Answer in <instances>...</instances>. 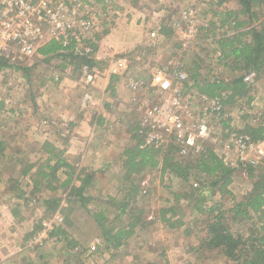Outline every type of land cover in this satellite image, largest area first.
Listing matches in <instances>:
<instances>
[{
	"label": "rangeland",
	"instance_id": "rangeland-1",
	"mask_svg": "<svg viewBox=\"0 0 264 264\" xmlns=\"http://www.w3.org/2000/svg\"><path fill=\"white\" fill-rule=\"evenodd\" d=\"M108 1L111 11L105 19H100L104 22L103 29L104 27L107 29V24H110V15L118 14L116 7L122 10L130 7L135 10L134 15L137 16L135 20L148 17L143 13L163 10L164 15H159L160 21L164 19L170 24L172 22L173 25L181 26L182 29L178 30L180 34L178 41H166L160 48H155L152 52L156 54L154 60L146 59V62L141 63L143 68L144 66L171 67L179 64L189 69L198 65L201 79L230 80L233 77L231 70L226 69L225 63L219 60L221 52L216 41L225 33L226 28L224 25L221 30L218 29L223 18L214 14L221 10L216 7L211 8L212 4L215 5L212 3L215 0H206V2L194 0V3H189L190 0L187 2L184 0ZM188 4H191L193 9L187 8ZM229 4V8H233V0ZM189 9L194 11L199 32L190 39V48L184 52L182 33L185 32L184 28L187 24L184 12ZM53 58L55 59L44 58L24 63L19 65L23 67L22 70L8 69L0 74V103H4L2 110L0 109V141L4 142V153L9 157L20 158L22 163L18 165L15 159L9 161L0 155V201L5 200L11 209L18 206L19 221L28 219V225L22 228V234L27 235V239L22 243L23 246L21 245L22 251L14 257V264H233L218 250L207 249L206 246L203 248V244L208 237L207 224L221 212L225 213V210H227L226 220L234 231L245 236L251 233L249 228L253 222H257V217L253 214L251 220L245 218L233 220V213L230 212L236 203L247 197L255 188L259 177L256 174L251 176L250 171L246 175L240 172L234 173L233 181L227 189L228 193L216 187L211 192L194 198L193 190L197 189L194 183H200V179L196 178L195 174L188 181H183L169 173L163 176L159 169L149 170L142 177L134 176L132 182L137 187V191L132 199L131 209H128L130 213L120 218H117L120 214L119 207L127 200L126 194L132 188L129 182L122 181V170H110L98 177L96 189L95 186H91L86 191V197L91 200L84 206L69 196L70 187L64 189L59 187L52 192L43 186L41 193L29 195L32 190L31 181L28 177L19 176L21 168L27 161L38 162L43 155L40 153V148L47 137L45 133L51 123L48 113L45 112V103L51 92L55 91L52 89V83L54 88L60 83L53 73L65 70L60 63L62 60ZM256 73L255 86H251L248 93L252 98L251 103L248 105V99H242L230 106L228 116H225V122L229 121L237 131L243 130L246 124L259 125L264 121V70ZM255 100L259 101L261 113L255 112L252 107ZM141 116V110H134L130 114L132 124L129 122L130 126H126L123 133L127 131L133 135L134 127ZM109 164L113 166L112 163ZM11 176L19 177L22 188L27 192L21 200L8 199L10 195L6 192L4 182ZM59 177L61 181L66 179L65 173L62 172L59 173ZM75 184L79 185L78 182ZM175 194L181 196L179 201H175ZM51 198L61 200L58 211L53 214L47 212V201ZM200 203L205 211L208 210L207 208L209 210L212 208L214 212L198 213L196 206ZM171 206L175 207V216L167 214L166 218L171 220V223H175L176 227L169 226V223L161 219L162 210ZM101 211L107 212L108 224L112 227H124L134 218L133 216L137 215L142 216L146 226L142 229L138 227L130 243H126L125 247L109 249L103 243L94 217ZM15 225L13 228L19 231ZM56 226L67 229L70 238L78 242V247L67 249L66 243L49 239V232Z\"/></svg>",
	"mask_w": 264,
	"mask_h": 264
},
{
	"label": "trees",
	"instance_id": "trees-1",
	"mask_svg": "<svg viewBox=\"0 0 264 264\" xmlns=\"http://www.w3.org/2000/svg\"><path fill=\"white\" fill-rule=\"evenodd\" d=\"M93 2H100L92 0ZM231 0H218V7ZM240 5V9H225V11L215 12V16H221V30L225 25V33L217 38V45L221 52L220 62H224L225 68L230 69L232 78L230 80H204L201 79L200 68L195 65L193 68L185 69L189 73L191 84L198 87L203 93L211 97H220L225 106L230 107L242 99H248V105L252 98L248 96L250 88L244 82V75L251 71L260 72L264 70V0H236ZM244 18L240 20V18ZM215 28V26H214ZM216 29V28H215ZM233 29V30H232ZM232 30V31H231ZM235 31L234 33H231ZM106 33V32H105ZM161 34L167 38L174 35L171 27H163ZM217 35V34H216ZM58 42L52 41L41 48L40 53L46 58L57 57L63 61L66 67L73 66L76 72L81 71L83 65L94 67L95 60L85 56L75 55L71 49L67 48L66 53H60L64 50ZM65 68V67H64ZM14 69L22 70V66H15L0 57V74L4 70ZM29 71V70H27ZM249 116L246 117L248 119ZM139 120L134 127L132 138L135 143L127 147L123 151L125 161L123 164L122 181L129 182L132 186L126 194L125 200L119 207L120 214L117 218L123 217L130 213L131 202L137 187L133 185L134 176L142 177L149 170H161L163 176L170 174L173 177L188 181L194 174L200 179L202 185L193 190L194 198L199 195L211 192L212 189L218 187L224 189L228 193V187L233 181V169L227 167L223 160L218 157L212 150L201 154L196 159L187 160L186 162L178 161L169 153H161L153 147L141 146L144 143L143 137L138 133ZM224 133L226 136L231 135H247L253 141H261L264 139V121L259 125L246 124L241 131H237L229 121L223 122ZM4 142L0 141V155L3 159L12 161L20 165V158L9 157L4 153ZM42 157L38 162L27 161L21 168L19 176L30 178L32 190L29 195L41 193L43 186L52 192L59 187L64 189L70 187L69 196L72 200L84 206L90 202L91 198L86 197V191L93 186L94 174L87 172L85 169H78L74 166L66 156V150L56 147L50 141H44L40 148ZM65 173L66 179L60 180L59 173ZM253 169H250V175L253 176ZM255 188L243 200L236 203L230 210L233 213V220L245 218L251 220V215L257 217V222L249 228L251 232L248 236L236 232L227 222V210L221 212L215 219L207 224L208 237L205 238L203 244L207 249H215L223 255L229 262L233 264H264V177L258 176ZM208 180L207 182L202 181ZM19 177L11 176L6 180V192L9 194L11 201L21 200L27 195L22 188ZM79 183L76 185L75 183ZM59 185L56 186V184ZM17 193V194H13ZM181 196L175 194V201H179ZM60 199L51 198L47 201V212L52 214L58 211L60 207ZM202 203V201H201ZM196 206L198 213H213L214 209L207 208L205 211L202 204ZM18 206L11 209L13 216L18 217ZM105 211H101L94 215L97 226L100 230V236L106 248L120 249L125 242L132 237L138 227L140 229L146 226L142 216H133L128 224L121 228L112 227L108 224L109 219L106 217ZM162 221L169 223V226L176 227L175 223H171L166 218L167 214L175 216V207L171 206L166 210H162ZM225 214V215H224ZM49 239H56L57 242L66 243L67 249H75L78 242L70 238L69 231L61 226L54 227L49 232Z\"/></svg>",
	"mask_w": 264,
	"mask_h": 264
},
{
	"label": "built area",
	"instance_id": "built-area-1",
	"mask_svg": "<svg viewBox=\"0 0 264 264\" xmlns=\"http://www.w3.org/2000/svg\"><path fill=\"white\" fill-rule=\"evenodd\" d=\"M102 3L100 6L88 0H0V57L15 66L34 62L46 58L40 53L41 48L56 41L65 48L60 53L72 46L75 55L92 59L97 45L95 37L103 30L104 22L100 19L111 11L108 0ZM184 15L187 24L182 45L188 50L189 41L199 28L193 10H186ZM173 27L175 32L181 28L178 24ZM126 69L127 59L120 58L112 71L119 74ZM81 76L80 83L91 88L98 73L83 65ZM255 76V71L246 73L244 82L251 87ZM189 79V73L181 67L153 71V96L138 124V133L144 140L141 148L153 147L162 154L171 152L180 162L212 150L234 173L246 175L253 169L257 177H264V139L253 141L245 134L226 136L223 122L229 108L220 97L208 96L192 87ZM129 80L131 88L145 89L144 81ZM90 99L87 93L84 103ZM194 187L199 188L200 183L195 182Z\"/></svg>",
	"mask_w": 264,
	"mask_h": 264
},
{
	"label": "crops",
	"instance_id": "crops-1",
	"mask_svg": "<svg viewBox=\"0 0 264 264\" xmlns=\"http://www.w3.org/2000/svg\"><path fill=\"white\" fill-rule=\"evenodd\" d=\"M184 1L187 2V0ZM191 2L194 3V0L189 1V3ZM229 2L220 7L218 4L211 5L210 2L208 4L211 5V8L216 7L221 11L240 9L236 0H233L235 5L233 8H229ZM98 3L100 6L103 4L102 2ZM212 3H218V1L215 0ZM187 8L193 9L191 4H188ZM116 9H118V16L111 14V21H109L110 24H107V29L104 27L102 32L95 37L97 45H95V54L92 58L95 60V66L90 67L98 73L94 85L91 88L85 87L80 83L81 71L76 72L72 66L66 67L67 65L61 61L65 70L53 73L55 78L58 76L60 83L57 84V88H54L52 83V89L55 91L51 92L45 103V112L48 113L51 120L50 126H48L49 130L47 129L45 133L47 136L45 141H50L56 147L66 150V156L74 166L92 174L95 173L93 182L95 189L97 178L105 175V172L123 170L125 161L123 150L135 143L131 134L127 131L123 132L130 126V123L132 124L130 114L134 110L143 111L145 106L151 103L154 92L150 87L153 71L156 68L170 70L181 67L185 69L179 64L171 67L155 66L153 68H148V66L143 68L141 65L146 62V59L154 60L153 57L156 54L152 52L155 48H160L166 41H178L180 34L175 32L172 22L170 24L164 19L159 20V15H164L163 10H158L155 13H143L148 17L135 20L137 17L134 15L135 10L130 7H126L125 10L118 7ZM143 10L146 9L143 8ZM165 26L172 27L173 37L167 38L161 34V30ZM182 49L184 50L183 47ZM157 53L159 55L158 51ZM120 58L127 59V69L122 70L119 74L113 73L112 70ZM130 78L144 81L145 89L131 88L129 86ZM77 79L79 80L77 81ZM190 85L202 92L191 82ZM87 93L90 94L91 99L84 103L83 99ZM258 102L255 100L252 106L255 112L261 110ZM257 103L258 106H256ZM3 106L4 103L1 102V110ZM109 163H112L113 166ZM14 225L19 231L13 228ZM26 225H28V219L19 221L17 217L13 216L8 203L5 200L0 201V264H14V257L22 251V243L27 239V235L23 236L22 234V228ZM133 236L122 247H125L128 242L130 243Z\"/></svg>",
	"mask_w": 264,
	"mask_h": 264
}]
</instances>
